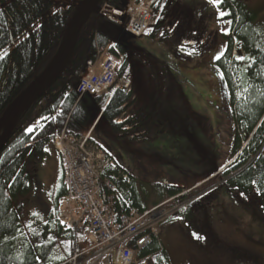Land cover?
Returning a JSON list of instances; mask_svg holds the SVG:
<instances>
[{
	"label": "trees",
	"instance_id": "obj_1",
	"mask_svg": "<svg viewBox=\"0 0 264 264\" xmlns=\"http://www.w3.org/2000/svg\"><path fill=\"white\" fill-rule=\"evenodd\" d=\"M165 3L175 4V0L154 2L152 22L144 34L152 27L163 25L166 16L167 20H171ZM104 5L110 9L117 8L121 6V0H102L92 12L78 37L68 68L18 116L11 136L0 153V264H69L74 253L81 252L77 237L73 233L63 232L58 222L55 224L58 232L67 233L70 238L67 256L57 260L52 258L58 239H50L47 236L48 230L39 237L37 244L32 245L27 241L18 249L19 241L25 239V236L20 229L19 214L13 204L20 200L18 210L21 211L23 205L20 203L31 190V177L26 167L29 157L36 154L44 156L46 143L53 141L57 133L66 129L75 137L85 136L92 130L91 143L114 159L95 136L101 122L106 120L121 139H144L145 134L133 133L137 128L145 126L157 111L161 90L160 74L154 72L155 64L151 58H144L145 51L131 40L135 37L126 31L125 24L122 26L110 20L107 12H100V7ZM175 5L183 10L182 15L187 13L189 7L181 5L178 0ZM220 6L231 22L228 51L221 58L223 60L231 54L235 35L247 66L242 69L238 79L239 87L236 88L229 70L222 66V60L217 62L223 69L230 94L234 149L230 160L215 171L216 175L212 178L214 180L203 185L207 186L206 189L227 186L238 198L242 193L246 194L250 201L264 208V194H261L264 193V20L259 21L262 10L252 7L247 0H222ZM77 8L79 6L76 5L65 8L51 0H0V57H3L0 60V118L55 57L66 38L67 28ZM158 12L162 13L156 24ZM181 23L182 20H179L178 26ZM202 33L204 36L207 34L204 31ZM194 48H190L189 55L197 57V52H194L197 49ZM105 49L120 62L118 82L121 79L128 80L129 87L120 85L112 97L79 95L74 90L79 76L87 62L97 59ZM236 89L241 95L239 100L236 99ZM29 128L35 130L29 132ZM120 169L123 170L121 167ZM203 185L198 186L199 189ZM195 186L178 188L169 184H153L152 190L158 195L151 201H147L137 190L132 177L129 184L120 188L128 204L137 213H143L183 193L182 200L173 205L189 200L192 195L201 191L192 195L185 193ZM215 189L204 193L199 201L182 207L161 223L160 234L164 226L174 220L186 222L191 229H196L191 222L192 209L202 201L212 200ZM204 213L209 217L206 207L199 213V228L204 222ZM160 234L159 238L142 251L141 258L152 256L154 264H171ZM88 248L87 244L82 251Z\"/></svg>",
	"mask_w": 264,
	"mask_h": 264
},
{
	"label": "rangeland",
	"instance_id": "obj_2",
	"mask_svg": "<svg viewBox=\"0 0 264 264\" xmlns=\"http://www.w3.org/2000/svg\"><path fill=\"white\" fill-rule=\"evenodd\" d=\"M51 1L65 8L82 3L79 0ZM178 1L189 7L187 13L182 15L183 10L175 5L176 0L175 4L165 3L171 20H167L166 16L163 25L152 27L142 37L131 39L145 51L143 57L151 58L154 62V72L160 74L157 111L145 126L133 133L145 134V138L121 139L106 120L95 132L101 145L114 158L110 157L114 165L134 179V185L147 201L158 195L152 190L153 184L157 183L178 188L196 185L185 192L191 195L201 190L182 204L178 202L177 206L173 204L182 200L184 193L171 198V201L157 204H165L164 208L173 213L178 210H174L176 207H186L199 201L204 193L216 188L206 189L207 186L203 184L214 178L215 171L230 160L234 149L230 94L223 69L214 59L228 51L231 22L225 15L221 16V13H225L222 7L213 5L211 0ZM247 1L252 7L262 10L259 21L264 20V0ZM161 13H157L156 24ZM179 20L182 23L178 26ZM203 31L207 32L205 36ZM231 46V54L223 60L221 58V64L229 70L238 88V79L247 62L237 58L243 55L235 35ZM192 47L197 49L194 51L197 57L189 55ZM109 56L112 57L107 51L105 57ZM240 96L236 89V99L239 100ZM91 132L89 130L88 133ZM54 146V140H51L45 145L44 156L36 154L27 159L31 190L20 203L23 205L21 211L18 210L20 200L15 201L13 207L19 214L20 229L25 236L19 241L18 249L27 241L32 245L37 244L39 237L48 230L50 239H58L52 253V258L57 260L67 256L70 238L67 233L60 234L55 225L56 211L58 204H61L57 185L62 173L59 158H56L59 169L53 178V186L51 182L45 187L43 185L44 176L50 178L46 172L52 160L51 153L55 152ZM92 146L98 149L96 145ZM201 185L203 187L199 189ZM215 191L212 200L202 201L192 209L191 222L196 230L180 220H174L162 229L160 239L170 256V263L264 264V208L250 201L246 194L242 193L238 198L227 186L218 187ZM205 207L212 232L201 235L197 220ZM79 242L82 248L86 247L85 242ZM143 264H154L153 257Z\"/></svg>",
	"mask_w": 264,
	"mask_h": 264
},
{
	"label": "built area",
	"instance_id": "obj_3",
	"mask_svg": "<svg viewBox=\"0 0 264 264\" xmlns=\"http://www.w3.org/2000/svg\"><path fill=\"white\" fill-rule=\"evenodd\" d=\"M154 2L121 0L120 7L110 9L104 5L100 12L125 24L132 36L141 37L150 26ZM105 54L101 52L97 59L87 62L74 86L79 95L112 96L120 85L129 87L128 80L118 82V60ZM90 136L75 137L64 129L54 139L62 157L66 188L58 223L65 232L83 233L91 243L88 250L75 253L68 263L142 264L151 258H141V253L159 238L160 224L182 206L174 213L165 209V204L137 213L121 194L120 187L129 184L131 177L93 147Z\"/></svg>",
	"mask_w": 264,
	"mask_h": 264
},
{
	"label": "water",
	"instance_id": "obj_4",
	"mask_svg": "<svg viewBox=\"0 0 264 264\" xmlns=\"http://www.w3.org/2000/svg\"><path fill=\"white\" fill-rule=\"evenodd\" d=\"M102 0H83L73 14L67 28L66 38L55 57L44 72L37 77L5 110L0 118V153L7 144L18 116L50 86H52L68 68L74 48L83 28L89 21L92 12Z\"/></svg>",
	"mask_w": 264,
	"mask_h": 264
},
{
	"label": "flooded vegetation",
	"instance_id": "obj_5",
	"mask_svg": "<svg viewBox=\"0 0 264 264\" xmlns=\"http://www.w3.org/2000/svg\"><path fill=\"white\" fill-rule=\"evenodd\" d=\"M46 175L49 176L50 178L48 179V177L44 176V187L45 185H47V183L51 182V186H53V178L56 176V174H52L51 172H46ZM58 185V197L61 199L62 196L65 194L66 188H65V182H64V178H60V182L57 183ZM207 214L204 213V222L202 223L201 228L199 229L201 231V235L203 234H209V232H212V228H211V223H210V219L209 217L206 216ZM196 230V229H194Z\"/></svg>",
	"mask_w": 264,
	"mask_h": 264
},
{
	"label": "crops",
	"instance_id": "obj_6",
	"mask_svg": "<svg viewBox=\"0 0 264 264\" xmlns=\"http://www.w3.org/2000/svg\"><path fill=\"white\" fill-rule=\"evenodd\" d=\"M96 139V138H95ZM97 140V139H96ZM98 141V140H97ZM98 143H100L101 144V142L100 141H98ZM55 149V148H54ZM55 152L54 153H51L52 154V156H51V158H52V160H51V163H50V165H48V171H47V173L48 172H51L52 174H57V170L59 169V164H58V162L56 163V158L58 159V161L60 162V170H62V173H61V178H63V166H62V160L60 161V159H61V156H60V154H59V152L55 149L54 150ZM54 158H55V160H54ZM57 165H58V167H57ZM59 205V204H58ZM57 222V221H56ZM70 233H73V232H70ZM76 237H77V243L79 244V243H81V242H79V240H82V242H85V244L87 245H89V248H90V246H91V243L89 242V240L88 239H86L85 237H84V234L83 233H73ZM79 246H80V244H79ZM80 248H81V252H84V251H86V250H83L82 251V247L80 246ZM88 248V249H89ZM87 249V250H88ZM80 250V249H79ZM76 252H80V251H76ZM75 252V253H76ZM74 253V254H75ZM68 255V254H67ZM74 256V255H73Z\"/></svg>",
	"mask_w": 264,
	"mask_h": 264
},
{
	"label": "snow or ice",
	"instance_id": "obj_7",
	"mask_svg": "<svg viewBox=\"0 0 264 264\" xmlns=\"http://www.w3.org/2000/svg\"><path fill=\"white\" fill-rule=\"evenodd\" d=\"M222 2V0H211V3L213 4V5H215V6H217V7H219V5H220V3ZM223 15H225V13H221V16H223ZM191 54V53H190ZM238 59H240V60H243L244 59V57L243 56H239V57H237ZM3 59V57H0V60H2ZM214 59H217V60H219V59H221V56L220 55H217V56H215L214 57ZM35 129H33V128H29L28 129V131L29 132H33ZM261 194H264V193H261ZM70 227V226H69ZM197 238H199V237H197Z\"/></svg>",
	"mask_w": 264,
	"mask_h": 264
},
{
	"label": "bare ground",
	"instance_id": "obj_8",
	"mask_svg": "<svg viewBox=\"0 0 264 264\" xmlns=\"http://www.w3.org/2000/svg\"><path fill=\"white\" fill-rule=\"evenodd\" d=\"M156 1V0H155ZM152 18H153V16H152ZM151 22H152V20H151ZM151 24V23H150ZM126 26V25H125ZM126 28V27H125ZM106 53H107V51H108V49H105L104 50ZM103 51V52H104ZM118 62H119V60H118ZM119 68H120V62H119ZM119 71V70H118ZM130 82V81H129ZM96 124V123H95ZM62 130H64V129H62ZM61 130V131H62ZM92 131V130H91ZM92 133V132H91ZM58 134V133H57ZM55 147V146H54ZM55 149L57 150V148L55 147ZM100 150V149H99ZM101 151V150H100ZM104 154V153H103ZM106 157H108L106 154H104ZM108 158H110V157H108ZM111 159V158H110ZM111 161H112V159H111ZM112 163H113V161H112ZM114 164V163H113ZM119 169V168H118ZM125 172V171H124Z\"/></svg>",
	"mask_w": 264,
	"mask_h": 264
},
{
	"label": "clouds",
	"instance_id": "obj_9",
	"mask_svg": "<svg viewBox=\"0 0 264 264\" xmlns=\"http://www.w3.org/2000/svg\"><path fill=\"white\" fill-rule=\"evenodd\" d=\"M63 196H64V195H63ZM63 196H62V197H63Z\"/></svg>",
	"mask_w": 264,
	"mask_h": 264
}]
</instances>
